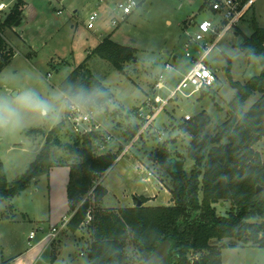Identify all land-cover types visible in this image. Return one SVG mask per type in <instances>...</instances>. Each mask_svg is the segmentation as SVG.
<instances>
[{"label":"rangeland","instance_id":"obj_1","mask_svg":"<svg viewBox=\"0 0 264 264\" xmlns=\"http://www.w3.org/2000/svg\"><path fill=\"white\" fill-rule=\"evenodd\" d=\"M7 1H12L13 8L17 0ZM62 2L36 1L42 12L33 21L34 14L29 17V33L34 36L41 34L40 39H45L46 36L49 40L41 43L44 46L37 55H29L16 33L20 35L24 27L28 28V16H24L23 26L2 28L12 57L0 72V96L14 101L22 92L33 90L53 105L47 118L25 111L22 112L19 123L0 128V160L8 181H15L26 172L41 150L45 135L61 120H65L60 133L61 142H70L76 136L70 120L66 117V98L59 85L90 55L89 67L112 92L108 105L96 109V115L105 130L114 134V139L97 152H107L110 149L113 153L119 152L117 160L105 174L96 179L95 184H104L115 193L122 194L124 204L133 203L134 195L144 197L147 200L145 205L149 206L172 204V179L158 160V148L168 150L171 158L184 160L183 169L188 173L191 171L193 161L188 156V149L192 135L185 129L200 113L208 116L209 123L206 124L204 132L211 134L228 118L229 103L236 94L227 73L228 67L230 66L232 79L243 84L262 71L259 58L256 55H246L237 45L240 40L237 30L239 27L245 34L251 35L254 20L264 28V0H256L237 29L228 31L207 55L205 60L217 75L215 86L189 97L177 94L149 126L145 116L141 115L140 108L146 106L153 97L155 83L161 73L165 75L167 87L160 93L167 97L184 72L191 67L193 62L186 55L185 43L195 33L198 22L212 18L210 12L203 8L204 0H144L124 21L115 15L120 24L117 26L110 21L106 25L112 29L118 27L113 39L137 49L136 60L125 63L123 72L92 53L99 44L96 34L100 36L106 31L98 29V20L92 29L88 28L87 22L91 13L101 8L95 6L94 0ZM75 7L77 14H73ZM7 17L5 14L4 20ZM191 51L197 54L195 47ZM174 56H177L173 62L175 68L171 71L165 70V64L172 62ZM260 96L261 93L252 95L246 101L244 110L247 111ZM145 110L152 114L155 108L150 105ZM32 128L41 129L44 133L36 131L28 135L27 132ZM134 132L132 139L137 138L135 143L128 152L120 156L125 149L124 141L130 140L131 133ZM160 136L163 138L160 139ZM101 141L103 142H98L99 147ZM254 149L264 161V136L254 145ZM52 157L56 161H74L67 150L59 147L53 149ZM146 168L153 172L150 180L149 172L144 170ZM60 170L55 171V174H61ZM40 177L41 189L38 192L35 183H32L30 189L20 195L0 202V263L30 248L31 231L38 230L41 226L45 228L36 216L46 215L51 201L48 175ZM92 194L93 190L88 196L93 203ZM53 199V208L54 202L56 210L62 207V194L56 198L52 194ZM229 206L226 203L217 205V211L225 214ZM30 209L36 216L29 214ZM72 216L73 211H68L66 227L51 244L49 254L58 259V264H88L86 250L89 229L83 222L77 230H73L69 226ZM128 251L134 253L138 261L141 260L131 242ZM206 254L208 251H202L193 253L191 257L202 260ZM221 255L222 264H264V248L260 247H225L221 249Z\"/></svg>","mask_w":264,"mask_h":264},{"label":"trees","instance_id":"obj_2","mask_svg":"<svg viewBox=\"0 0 264 264\" xmlns=\"http://www.w3.org/2000/svg\"><path fill=\"white\" fill-rule=\"evenodd\" d=\"M23 6L24 2L17 0L0 24V72L12 57L2 28L15 25L22 17ZM237 32L243 38L240 47L246 55L259 58L262 71L243 84L232 79L228 67L231 85L236 89L229 103L228 118L213 134L204 132L209 123L204 113L197 115L185 129L192 135L188 156L193 167L189 173L184 169L176 172L168 150L158 148V160L172 179V204L149 206L145 205L144 197H136L134 206L104 207L102 201L108 190L95 182L110 169L119 152H97L102 139L98 132L75 134L70 142H61L65 120L49 130L35 160L15 181H8L0 160V202L20 195L34 179L56 165L65 164L70 167L67 192L73 211L69 226L77 230L86 221L87 214L92 215L86 225L90 234L86 250L90 264L137 263L135 254L128 251L130 242L142 256L143 250L151 253L161 242L169 240L172 264H195L192 254L202 251L208 254L202 260L197 259L199 264H222V248H264V161L254 149L264 136V28L254 20L251 35L240 28ZM136 52L134 47L110 37L92 51L122 72L125 63L136 60ZM89 58L90 55L59 85L67 97V118L73 103L96 110L106 107L112 99L111 90L89 67ZM256 93L261 96L245 111L246 101ZM36 131L44 133L32 128L27 134ZM131 134L130 140L135 132ZM55 147L67 150L74 161L53 159ZM91 190L93 203L88 196ZM138 201L142 204L138 205ZM222 203L230 205L225 214L217 211V205Z\"/></svg>","mask_w":264,"mask_h":264},{"label":"built area","instance_id":"obj_3","mask_svg":"<svg viewBox=\"0 0 264 264\" xmlns=\"http://www.w3.org/2000/svg\"><path fill=\"white\" fill-rule=\"evenodd\" d=\"M144 0H118L115 2L112 10L114 18L111 19L114 25H119L116 16L120 17L121 21H124L127 16L133 13ZM256 0H204L203 8H206L212 18L204 19L198 22L195 27L196 31L190 36L185 43L186 55L192 59V65L184 72L183 76L176 84L175 88L170 91L167 97L163 96L160 91L167 87L164 73H161L155 83L154 93L151 100L146 106L140 108L141 115H144L148 126L153 122L156 116L165 108V105L174 98L177 94L189 97L195 93L203 90L210 89L215 86L217 82V75L215 71L208 65L205 60L209 52L216 46L224 35L232 28L239 26V23L245 19L249 10L254 6ZM11 2L7 0H0V24L4 21V15H8L12 9ZM102 15L101 10H94L87 22L88 28L95 27L96 21ZM116 15V16H115ZM197 49V54H193L191 49ZM167 62L165 64V70H173V62ZM188 91V93H187ZM152 105L155 111L151 113L146 112V108ZM68 119L71 122L72 130L75 134L83 135L90 132H98L102 135L103 142L101 141L100 149H103L106 144L114 139V134L110 131H106L105 126L98 120L96 110L88 108L84 105L73 103L70 105ZM163 136H160L162 139ZM134 140L124 141V152L120 155H124L130 150L135 143ZM143 170V169H142ZM149 172L148 179L153 176V172H150L147 168L144 169ZM92 219L91 213H88L85 225L89 224ZM68 222L67 218H64L60 225L53 226L51 228L50 237L54 241L60 232L66 227ZM36 235V230H32L30 233V239H33Z\"/></svg>","mask_w":264,"mask_h":264},{"label":"crops","instance_id":"obj_4","mask_svg":"<svg viewBox=\"0 0 264 264\" xmlns=\"http://www.w3.org/2000/svg\"><path fill=\"white\" fill-rule=\"evenodd\" d=\"M22 1L24 2V6L22 7L23 10H22L21 23L18 27L24 25V23H25L24 16H26V17L28 16L27 17L28 18V24H27L28 25L27 26L28 31H27V29H25L26 27H24L22 34L19 35L18 32H16V33H17L18 37L20 38V40L22 41V43H24V48L26 49V51H28L29 55H31V56L33 54L37 55L40 52L41 47L44 46V45H41V43H43V42L46 43L49 40L46 36H45V39H40L41 34L40 35L35 34V36H34V34L29 33V27H30L29 17L32 14H34V18L32 19V21H33L37 15H38V17L41 15L42 10L38 7V5H36L37 0H22ZM59 1L62 2L65 0H59ZM116 1H118V0H94L95 6L96 5L99 6V9L101 8L100 10L102 11V15L98 19V23H100V26L98 29L101 31H104V30L106 31L105 33H101L102 35H100V36H98L96 34L97 40H99V43L103 39H105L106 37H110L111 39H113L114 35L117 32L118 27H115L114 29L106 27V25H108V23L111 21V19L114 18L113 17L114 13H113L112 8H113ZM62 3H64V2H62ZM58 12H60V9ZM77 13H78V10L75 7V9L73 10V14H77ZM44 18H45V16H44ZM14 27L17 28L16 25H14ZM174 58L177 59V56H174ZM64 96H65L66 102H67V97L65 94H64ZM110 150H112V149H110ZM58 169H61L60 171H62L61 172L62 175L60 173L55 174V171H57ZM42 175H45V174H42ZM46 175H48L49 197H50V201H51L50 205H49L48 213L46 215H44L43 217L38 216V215L37 216L34 215L36 213L32 212L31 211L32 209H30V213H29L31 216H36L37 220H39L41 225H45V228L43 226H41L40 229H38V230L35 229L36 235L34 236L33 239H30V236H29V242L31 244L30 248L26 249L25 251H23L21 254H19L16 257L3 260L1 263L6 261L10 264H58V262H57L58 259L53 258L49 254L50 246L53 243V241L51 240V237H50V232H51V228L53 226H56V225L58 226L59 222L61 220L63 221V219L66 218L67 212L70 211V207L67 208V206H69L68 205L69 203H68L67 189H68V184H69V179H70V167L68 165H65V164L64 165H56V166L52 167L50 169V171L48 173H46ZM40 176L31 182V184L35 183L36 192H38L41 189L39 186L40 181H41ZM61 177H62V180H61ZM102 181H103V179H102ZM31 184L26 188L27 190L30 189ZM103 186L106 187L108 190L107 195L104 197V199L102 201V203H103L102 205L104 207L120 208L123 205L124 206H134V202H136V195H134L135 201L133 203L124 204L123 203L124 202L123 201L124 196L122 194L115 193V191H113V189L109 186H106L104 184H103ZM52 194H53L54 198H56L58 195L62 194V198H63L64 203L62 202V207H58L57 210L55 207V204H56L55 202H54V208H53L54 199L52 200ZM66 202H67V206H65ZM46 225H49V227L47 228ZM34 240H35V243H32V242H34ZM46 255H47V257H46ZM76 264H79V263H76ZM88 264H90V262Z\"/></svg>","mask_w":264,"mask_h":264},{"label":"clouds","instance_id":"obj_5","mask_svg":"<svg viewBox=\"0 0 264 264\" xmlns=\"http://www.w3.org/2000/svg\"><path fill=\"white\" fill-rule=\"evenodd\" d=\"M52 110L53 105L33 90L22 92L14 101L0 96V128L19 123L22 112H32L41 118H47Z\"/></svg>","mask_w":264,"mask_h":264},{"label":"water","instance_id":"obj_6","mask_svg":"<svg viewBox=\"0 0 264 264\" xmlns=\"http://www.w3.org/2000/svg\"><path fill=\"white\" fill-rule=\"evenodd\" d=\"M21 23V18L15 23L16 26H19ZM243 38L241 37L238 46L242 44ZM171 161L174 165L176 172H181L184 166V160H179L175 157L171 158ZM261 187L258 186V192H261ZM141 201H138V205H141ZM171 242L165 240L161 242L151 253L142 251L141 260L135 264H172V259L170 257ZM195 264H199L196 260Z\"/></svg>","mask_w":264,"mask_h":264}]
</instances>
